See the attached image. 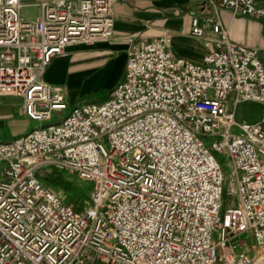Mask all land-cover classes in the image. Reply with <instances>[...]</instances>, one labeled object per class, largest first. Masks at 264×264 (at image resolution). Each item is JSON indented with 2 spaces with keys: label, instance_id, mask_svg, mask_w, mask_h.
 <instances>
[{
  "label": "built area",
  "instance_id": "1",
  "mask_svg": "<svg viewBox=\"0 0 264 264\" xmlns=\"http://www.w3.org/2000/svg\"><path fill=\"white\" fill-rule=\"evenodd\" d=\"M116 1L0 0V96L43 122L0 140V264H250L264 249V60L219 10L264 18V0H197L203 61L169 36L131 39L109 97L73 105L44 74L69 46L114 37ZM242 102L260 120L238 121ZM48 168L91 182V204L65 202Z\"/></svg>",
  "mask_w": 264,
  "mask_h": 264
},
{
  "label": "crops",
  "instance_id": "2",
  "mask_svg": "<svg viewBox=\"0 0 264 264\" xmlns=\"http://www.w3.org/2000/svg\"><path fill=\"white\" fill-rule=\"evenodd\" d=\"M196 1L117 0L114 5V37L94 45L69 46L63 54L54 57L44 74V80L61 86L66 96L70 94L71 97L72 86L84 82L106 80V85L111 88L124 75L131 39L145 42L169 36L176 54L195 62L203 61L211 48L205 47L202 40L191 33L188 10ZM38 11V6L25 4L22 15L27 19H35ZM219 18L232 41L259 48L264 60V18L234 16L225 8L219 10ZM71 97L67 96L72 104ZM246 103H253L259 109L260 120L261 105ZM32 121L24 113L22 97L0 96V135L4 133L6 125L15 137L21 135L32 128Z\"/></svg>",
  "mask_w": 264,
  "mask_h": 264
},
{
  "label": "rangeland",
  "instance_id": "3",
  "mask_svg": "<svg viewBox=\"0 0 264 264\" xmlns=\"http://www.w3.org/2000/svg\"><path fill=\"white\" fill-rule=\"evenodd\" d=\"M38 15V12H37ZM116 86V85H115ZM109 87L106 85V80H100L89 83H82L81 85L72 86L71 102L73 105H79L86 102H102L107 99L115 87ZM260 117V111L253 103H241L237 108V120L242 121L243 119L252 121L258 120ZM43 122L32 121L31 127L41 126ZM4 133L0 135V140L8 141L15 138L13 131L7 125L4 127ZM220 157L223 156L219 154ZM227 174L229 173V168L225 167ZM47 172H50L48 174ZM52 176V177H51ZM41 178L45 183L51 185L60 194L65 202L72 203L81 209L87 205L91 204L90 190L92 183L89 181L82 180L76 174H72L66 170L58 168H48L44 169L41 173ZM57 179V180H56ZM229 196L224 195V201L227 203ZM240 240V243L247 242L248 237L238 236L236 238ZM253 261L250 264H264V249L257 248L253 251Z\"/></svg>",
  "mask_w": 264,
  "mask_h": 264
},
{
  "label": "trees",
  "instance_id": "4",
  "mask_svg": "<svg viewBox=\"0 0 264 264\" xmlns=\"http://www.w3.org/2000/svg\"><path fill=\"white\" fill-rule=\"evenodd\" d=\"M52 177V176H51ZM57 180V179H56Z\"/></svg>",
  "mask_w": 264,
  "mask_h": 264
}]
</instances>
